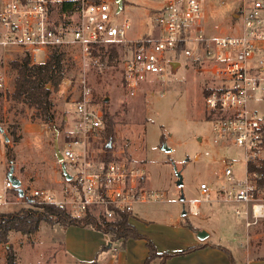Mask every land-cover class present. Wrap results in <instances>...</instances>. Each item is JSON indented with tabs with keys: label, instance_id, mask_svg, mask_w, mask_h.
Instances as JSON below:
<instances>
[{
	"label": "rangeland",
	"instance_id": "374dc122",
	"mask_svg": "<svg viewBox=\"0 0 264 264\" xmlns=\"http://www.w3.org/2000/svg\"><path fill=\"white\" fill-rule=\"evenodd\" d=\"M164 3L165 0H122L118 11L130 20L128 37L136 39L151 35L156 29L154 17ZM202 5L207 36L235 29L237 19L232 12L237 8L238 0H202ZM112 46L116 49L115 57L105 53L101 66H92L89 60H83L75 46L64 52L65 76L49 95L55 109L52 123L42 122L34 117V108L10 97L16 75L11 61L21 59L25 52L21 49L0 51V193H7L8 200H11L0 201V212H16L37 204L25 197H17L13 189L3 188L11 164L14 166L13 176L20 179L21 187L27 192L33 187L59 190L64 184L65 178L53 150V139L57 129L58 146L62 151L63 140L73 137L74 100L83 91L81 79H84L92 105L107 112L114 132L111 148L105 152L101 149L107 139L101 136L95 142L91 141L93 154L100 159L108 155L109 159L117 158L118 150L123 147L120 157L143 166L146 185L164 193L163 200L135 205V216L129 223L139 232L166 233L169 240H174L168 250L161 251L172 254L165 264H231L226 252L217 246L213 250L195 249L180 253L198 243L194 233L196 227L210 232L207 243L230 248L236 264L246 257L264 256V217L246 227L235 213L237 207H242L240 202L223 201L216 196L215 200L200 202L198 213L187 210L189 199H200V181H209L214 186L228 156L242 160L239 148H227L214 142L211 121L205 118V109L202 112V95L211 83L210 77L204 76V72L193 71L194 65L190 64L194 62L181 54L180 65L173 75L146 79L137 93L131 95L126 92L120 75L122 57L128 45L107 44L98 54L101 56ZM194 93L198 117L193 112ZM106 96L108 99L104 100ZM252 104L264 108V99H257ZM162 142L172 150H162ZM74 149L81 151V146ZM235 166L240 172L241 163ZM175 169L182 174L181 187L176 184ZM181 190L184 201L179 199ZM82 233L78 225L64 228L58 222L50 224L46 221H41L39 228L31 234L10 231L8 240L0 242V264H7L9 251L14 254L15 264L89 262L96 254L87 251ZM191 237L192 243L186 245ZM122 242L123 239L112 241L105 249L107 258L113 259L116 252H123L126 245ZM115 247L117 250L114 251ZM135 257L136 252L132 250L128 256L131 264Z\"/></svg>",
	"mask_w": 264,
	"mask_h": 264
},
{
	"label": "built area",
	"instance_id": "2783aa9c",
	"mask_svg": "<svg viewBox=\"0 0 264 264\" xmlns=\"http://www.w3.org/2000/svg\"><path fill=\"white\" fill-rule=\"evenodd\" d=\"M235 17V29L207 36L202 0H165L154 17L155 31L130 39V20L117 11L116 0H0V51L21 49L31 64H40L52 50L75 46L83 60L101 66L102 46L128 45L120 75L131 95L146 79L170 75V61L185 55L194 62L193 71L211 79L202 95V112L211 121L214 142L242 153V160L226 158L216 185L200 181V199H189L187 210L198 213L200 202L216 196L240 202L235 213L248 227L264 217V184H259L264 178V108L252 104L264 99V0H238ZM81 83L83 91L74 100L73 137L63 140L61 151L71 178L59 190L23 188V196L16 195L74 217L93 213L109 219L124 213L129 221L135 205L163 200L164 193L146 185L143 166L120 157L123 147L117 158L93 154L91 141L100 139L105 127L103 112L92 105L84 79ZM195 98L196 93L193 112L198 117ZM3 188H13L8 178ZM0 201L11 200L0 193Z\"/></svg>",
	"mask_w": 264,
	"mask_h": 264
},
{
	"label": "trees",
	"instance_id": "16d2710c",
	"mask_svg": "<svg viewBox=\"0 0 264 264\" xmlns=\"http://www.w3.org/2000/svg\"><path fill=\"white\" fill-rule=\"evenodd\" d=\"M105 53L110 57H115L116 49L114 46L105 50L101 55V60ZM12 67L16 70L14 78V89L10 97L18 102H22L29 107L34 108V117H38L42 122L52 123L55 116V109L49 95L52 89H56L65 76V53L63 50L56 48L52 50L45 62L40 64H31L28 56H23L19 60L11 61ZM1 96V92H0ZM103 110V109H102ZM103 112L105 127L102 131L103 138L114 140L112 120ZM103 144L105 150H110L107 143ZM106 159H109V155ZM12 162V159L9 160ZM259 184H264V178L259 179ZM15 193L16 189L12 188ZM41 221L47 223H60L64 228L69 225H78L91 228L102 232L106 238V245L102 249L108 248V242L117 239H123L122 245L128 238L143 239L147 247V255L142 264H165L166 259L172 256L171 253L157 250L155 243L145 234L140 233L127 220L124 213H116L112 218H105L102 215L87 213L82 217L71 216L66 211L51 204H35L26 208L19 209L16 212H0V242L8 240L10 231H19L24 234H31L39 228ZM205 246H217L222 248L231 264H236L231 249L219 244L207 243L201 241L195 245L188 246L187 249L180 253H188L192 250L203 248ZM7 264H15L14 254L8 252ZM84 264H97L96 258Z\"/></svg>",
	"mask_w": 264,
	"mask_h": 264
},
{
	"label": "crops",
	"instance_id": "0c3cea01",
	"mask_svg": "<svg viewBox=\"0 0 264 264\" xmlns=\"http://www.w3.org/2000/svg\"><path fill=\"white\" fill-rule=\"evenodd\" d=\"M235 11H236V9L232 12L233 17H235ZM4 159H5V156H4ZM78 227H81V231L84 232V233H82V235L84 238L83 239L84 244L88 245L86 248L87 251H89L90 254H92V253L96 254L95 258H96L98 264H131L132 262L128 260V256L131 254L132 250L136 252V257L134 258L133 264H141L142 263L141 261L147 255V248L144 244L143 239H135L134 240L132 238H130V239L128 238V240L125 241L124 245H126V247L123 250V252H121V251L116 252L115 258L109 259V258H107V254H106L107 251L105 249L100 250V248H102V246H104V244L107 243L106 236L102 232L95 230V229L86 228V227H82V226H78ZM148 228L149 227H146V229H148ZM140 232L153 239L158 251L168 250L169 244L174 241L172 239L169 240L168 234H166V233L165 234L159 233L157 235L156 233H151L149 231H144V230H142ZM161 237L163 238V241L161 240ZM192 239H193V237L190 238L189 243L188 244L186 243V245H190V243H192ZM120 241L121 240H118L117 242L120 243ZM204 241H207V239ZM197 242L199 243L201 241L198 240ZM213 248H214L213 246H208V247L205 246V247L199 248V249H201V250H205V249L213 250ZM115 250H117L116 247H115L114 251ZM237 262H238V264H264V256L246 257L241 262H239V261H237ZM84 263L85 262H83L82 264H84Z\"/></svg>",
	"mask_w": 264,
	"mask_h": 264
},
{
	"label": "water",
	"instance_id": "95a60500",
	"mask_svg": "<svg viewBox=\"0 0 264 264\" xmlns=\"http://www.w3.org/2000/svg\"><path fill=\"white\" fill-rule=\"evenodd\" d=\"M116 2H117V11H118L122 7V0H116ZM179 65H180V61H178V60L170 61V70H171L172 75L175 73V71H176L177 67H179ZM262 70H264V66L262 67ZM107 99H108V97L106 96L104 98V100H107ZM0 130H2V129L0 128ZM6 138L7 137L5 136V139ZM110 146H111V141H108L107 147H110ZM160 148L164 151L172 150V147L167 145L165 142L161 143ZM53 150H54L55 157H56L57 161L59 162L60 169L62 171L64 178L66 180H69L71 178V174L66 169L65 163L63 161L62 153H61L59 146H58V130L57 129H55V134H54V139H53ZM13 168H14V166H13V164H11V166L9 167V170L7 172V178L11 181V183H12L13 187L16 189L18 195L23 196V188L21 187V181L16 176H13ZM175 173H176V177H177L176 184L179 187H181V185L183 183L182 174L180 171H178L176 169H175ZM179 199L181 201L185 200V197H184L182 190H181ZM184 213H185V209L183 206V214ZM194 233H195V236L200 241L205 240L210 235V232L203 227L194 228ZM110 244H111V242H108V245H110Z\"/></svg>",
	"mask_w": 264,
	"mask_h": 264
}]
</instances>
